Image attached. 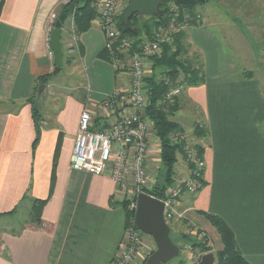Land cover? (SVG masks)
I'll use <instances>...</instances> for the list:
<instances>
[{
  "label": "crops",
  "instance_id": "0c3cea01",
  "mask_svg": "<svg viewBox=\"0 0 264 264\" xmlns=\"http://www.w3.org/2000/svg\"><path fill=\"white\" fill-rule=\"evenodd\" d=\"M67 1L5 0L0 12V264H111L124 237L118 186L108 173L73 169L71 156L81 113L89 110L98 122L102 100L125 84V74L101 59L108 72L94 95L86 82L65 92L54 114L39 106L43 120L36 141L30 98L37 79L53 73L50 22ZM209 1L197 6L200 19L188 29L191 50L203 60L204 81L182 87L176 112L188 111L192 125L205 128L191 145L203 147L204 183L180 196V208H190L209 226L198 210L220 216L243 256L264 264V52L245 18ZM236 12L245 15L244 9ZM100 31L94 21L78 35L79 55L90 44L105 49ZM70 41L62 40V69L74 62ZM59 140L53 190L37 220L34 200L49 196ZM149 252L140 247L134 264ZM201 254L189 250L182 264H198Z\"/></svg>",
  "mask_w": 264,
  "mask_h": 264
},
{
  "label": "built area",
  "instance_id": "2783aa9c",
  "mask_svg": "<svg viewBox=\"0 0 264 264\" xmlns=\"http://www.w3.org/2000/svg\"><path fill=\"white\" fill-rule=\"evenodd\" d=\"M123 0H99L97 2L96 23L105 34V48L118 72L125 74V84L106 96L101 102L98 122L89 110H84L78 122V133L71 156V167L76 170L103 174L118 186L122 200L135 209L140 192L151 189L152 161L161 163V146L154 131L152 121L145 115L149 104V84L147 78L153 73V58L162 53L163 45L173 41V24L158 26L150 34L140 39L123 35L118 28ZM171 10L178 14L176 4L170 3ZM58 14H53L54 27ZM200 14L196 12V20ZM71 38L78 45V35L74 22L69 25ZM182 87L174 88L167 96L172 98L181 93ZM180 137H186L178 133ZM186 148L189 173L177 177L164 198V215L170 227L179 217L180 196L184 192L195 193L203 185L205 160L195 147ZM148 193V192H147ZM124 237L117 256L111 264H131L143 244V232L136 226L135 218L126 222ZM184 247L190 245L181 243Z\"/></svg>",
  "mask_w": 264,
  "mask_h": 264
},
{
  "label": "trees",
  "instance_id": "16d2710c",
  "mask_svg": "<svg viewBox=\"0 0 264 264\" xmlns=\"http://www.w3.org/2000/svg\"><path fill=\"white\" fill-rule=\"evenodd\" d=\"M5 0H0V12ZM99 0H68L59 8L60 12L67 14V20L63 25L62 40L69 34L70 28H65L69 21L74 22V31L77 35L87 31L93 25L97 16V2ZM158 13L154 15L135 13L128 21H125L123 14L119 15L118 28L123 35H140L146 32L150 34L158 26L170 27L172 24L177 31L173 32V41L163 45L162 53L153 58V70L151 76L147 78L149 89V104L145 109V115L152 121L156 136L161 146V163L162 168L159 170L151 189L146 190L150 195L157 198H164L167 190L176 181L178 175L176 164L179 160L178 154L186 161L188 141L186 137L178 136L183 134L180 122L175 119L177 110L181 108L182 100L180 95H174L167 98L168 94L178 86L198 85L204 81L203 60L198 52L191 50V44L188 41V29L190 26L197 24L195 9L197 6L204 4L208 0H162ZM170 3L178 7L177 16L175 10H171ZM148 17L142 23V27H136L140 17ZM81 55V49H80ZM100 55L110 59L108 51L103 49ZM72 59L68 62L72 63ZM159 75L157 69H159ZM53 73L40 76L37 79L34 95L30 98L32 103V113L36 130V141L41 134L43 115L37 104L36 93L41 85H46L53 77ZM205 128L200 124H195L194 135L198 138L205 136ZM60 141L57 143L56 157L54 162L53 175L49 196L43 199L36 198L33 204V212L39 220L44 205L48 202L54 186L55 168L57 165V154L60 149ZM195 148L202 155L203 147L196 144ZM204 183V180H203ZM122 204L126 212V220L135 218L134 209L129 208L128 203L123 200ZM198 214L203 216L208 223L215 228L219 234L221 248L215 253V264H251L239 249L233 230L218 215L198 210ZM127 224V223H126ZM172 230V229H171ZM191 242L193 248H199L202 254L213 251L202 239L192 238L188 233L181 236V240L176 242L182 249V242ZM153 249L145 257L142 264H146L148 256L154 251ZM180 259L177 264H182Z\"/></svg>",
  "mask_w": 264,
  "mask_h": 264
},
{
  "label": "rangeland",
  "instance_id": "374dc122",
  "mask_svg": "<svg viewBox=\"0 0 264 264\" xmlns=\"http://www.w3.org/2000/svg\"><path fill=\"white\" fill-rule=\"evenodd\" d=\"M129 1L130 0L122 1L121 14H124V11L128 6ZM208 6L224 7L228 9L230 12H232L234 17H240L242 21L245 18L246 23L251 24L252 27L255 29L254 32L259 34L260 46L262 47V50L264 52V2H260L256 0H210ZM237 9H244L245 15L243 16V14L237 13L236 12ZM53 14L51 18H53ZM145 20H148L147 16L140 17L138 22H136L137 24L135 26L142 27L143 25L142 23H144ZM93 30L97 31V29H93ZM174 31H177V29H175ZM100 32L105 39V34L102 31ZM70 34L71 32H69V34H67L66 37L67 38L69 37L71 39L70 41L71 45L70 47L69 46L68 47L75 48L74 62L71 65L64 64L63 69L60 70L57 74H54L52 79L49 81V83L47 85H44L41 88V90H39L36 93L35 100L37 101V104L42 109L48 112V113L46 112L48 116L54 114L56 109L60 107V105L64 100V93L68 92L73 87H76L78 84H82L83 86H85L87 82V84H89V91H91L92 94L94 95L95 92L104 85L105 76L103 75H105V72L106 73L108 72V69L104 68L100 60L101 59L109 60V59L100 55L101 50L98 52V50H96L93 47L94 45L90 44L88 45V49L86 50V52L82 54L83 56L82 57L81 55H79L78 53L79 50L77 48V45L72 40ZM145 34L147 33L142 31L139 36L136 35L135 37L140 39L141 37H144ZM130 36L134 37V35H130ZM263 65H264V55H263ZM159 70L160 68L156 70L158 75H159ZM187 113L188 111L184 113L183 116L182 114L179 115L177 114L175 119L181 122L180 124L182 126L183 132L188 134V138H187L188 145L190 144L191 146L193 142L197 141V138L195 137L193 131L194 126L192 125V116H190V114ZM178 158L179 160L176 164V171H177V175L181 177L186 175L187 162L181 157L180 153L178 154ZM153 162L154 161H152L149 166V170L151 173V180H152L151 183L155 181L156 175L158 174L159 170L162 168V164L157 165V163L155 162V164L153 165L152 164ZM123 200H125L128 203L127 199L124 198ZM180 209L183 214L182 215L183 217H179L171 225L172 239L178 242L181 240V236L183 232L188 233L190 236H192V238L204 240L209 246L213 248V252L215 254L222 246L219 238V234L217 233L215 228L212 227L211 225L210 226L206 225V223L202 219L197 217L196 213L192 211L190 208L183 207ZM142 234L143 237L147 240L143 241L141 247H145L149 249L151 252L153 249L156 248L154 239L152 238V236L148 234L145 233ZM184 243L185 245H190L191 248H186L184 247V245H182V249L178 256L162 264H177L180 259L184 261L188 256L189 250L190 251L193 250V252L194 251L200 252V249L193 248L191 242H188V240H186ZM131 264H134V260L132 261Z\"/></svg>",
  "mask_w": 264,
  "mask_h": 264
},
{
  "label": "water",
  "instance_id": "95a60500",
  "mask_svg": "<svg viewBox=\"0 0 264 264\" xmlns=\"http://www.w3.org/2000/svg\"><path fill=\"white\" fill-rule=\"evenodd\" d=\"M162 0H130L124 11L123 18L128 21L135 13L154 15L158 13ZM67 14L60 12L49 36V45L54 55L53 74H57L64 63L62 42L63 25ZM44 85L39 87V90ZM135 211L136 226L145 234L152 236L156 244L155 250L148 256L146 264H162L179 255L181 248L171 237V227L165 219L164 202L147 192L137 196ZM213 251L201 255L198 264H215Z\"/></svg>",
  "mask_w": 264,
  "mask_h": 264
}]
</instances>
